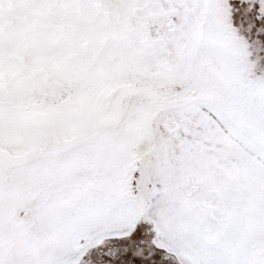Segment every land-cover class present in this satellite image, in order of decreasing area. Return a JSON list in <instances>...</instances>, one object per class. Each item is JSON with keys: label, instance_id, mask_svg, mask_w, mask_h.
Wrapping results in <instances>:
<instances>
[{"label": "snow or ice", "instance_id": "6c2138e0", "mask_svg": "<svg viewBox=\"0 0 264 264\" xmlns=\"http://www.w3.org/2000/svg\"><path fill=\"white\" fill-rule=\"evenodd\" d=\"M0 264H264V0H0Z\"/></svg>", "mask_w": 264, "mask_h": 264}]
</instances>
